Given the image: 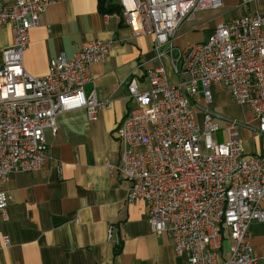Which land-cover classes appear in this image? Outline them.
Segmentation results:
<instances>
[{
    "label": "built area",
    "instance_id": "obj_1",
    "mask_svg": "<svg viewBox=\"0 0 264 264\" xmlns=\"http://www.w3.org/2000/svg\"><path fill=\"white\" fill-rule=\"evenodd\" d=\"M118 2L133 36L154 37L158 62L146 71L147 89L140 90L136 78L128 81L132 106L116 130L120 164L114 170L129 185L127 202L144 203L150 233L167 235L175 255L187 264H258L248 228L264 221V153H246L241 130L252 128L214 113L209 104L213 88L226 89L234 104L249 107L255 131L264 136V15L218 23L205 41L179 48L173 39L181 24L198 12L218 9L221 0ZM50 4L0 2V26H9L12 38L0 66L3 218L12 201L4 189L8 178L45 166L46 134L56 135L57 115L83 108L93 121L109 106L84 88L92 80L91 66L107 60L113 38L86 41L70 59L60 54L49 61L44 76L25 71L30 32ZM164 58L175 83L166 76ZM113 234L110 226L108 240ZM9 246L0 235V250Z\"/></svg>",
    "mask_w": 264,
    "mask_h": 264
},
{
    "label": "crops",
    "instance_id": "obj_2",
    "mask_svg": "<svg viewBox=\"0 0 264 264\" xmlns=\"http://www.w3.org/2000/svg\"><path fill=\"white\" fill-rule=\"evenodd\" d=\"M50 1L40 26L30 32L23 54L25 71L44 76L49 61L60 54L70 59L86 41L113 38L107 60L91 66L92 80L84 88L86 95L94 92L98 102L108 101L109 106L99 109L93 121L83 108L58 114L56 135L46 134L45 166L8 178L4 189L12 201L4 218L0 216V235L10 246L0 250V264H187L185 257L175 255L167 235L150 233L144 203L127 202L129 185L114 170L120 164L116 130L132 106L126 85L136 78L139 89H147L146 71L158 65L154 37L132 35L118 0L108 3L120 13H101L99 0ZM255 14L264 15V0L248 5L221 0L218 9L185 20L173 44L182 48L203 42L218 23ZM11 42L10 27L0 26V66L2 50ZM162 64L169 82L175 83L168 59ZM209 108L236 121L245 112L254 121L249 107L234 104L222 87L212 89ZM251 124L252 131L241 130L244 149L248 154L264 153V136L255 131L256 122ZM261 206L264 209V201ZM110 226L114 234L108 240ZM248 239L257 263L264 264V221L249 226Z\"/></svg>",
    "mask_w": 264,
    "mask_h": 264
},
{
    "label": "trees",
    "instance_id": "obj_3",
    "mask_svg": "<svg viewBox=\"0 0 264 264\" xmlns=\"http://www.w3.org/2000/svg\"><path fill=\"white\" fill-rule=\"evenodd\" d=\"M109 0H99V10L101 13H120L119 7L108 3Z\"/></svg>",
    "mask_w": 264,
    "mask_h": 264
},
{
    "label": "rangeland",
    "instance_id": "obj_4",
    "mask_svg": "<svg viewBox=\"0 0 264 264\" xmlns=\"http://www.w3.org/2000/svg\"><path fill=\"white\" fill-rule=\"evenodd\" d=\"M244 113H245V112L239 113V116L236 117V118H237V120H238L239 122H241V123H245V124H248V126L251 127V126H252L251 123H253V122H255V121H251V119H250L249 117H245V116H244ZM225 245H226V243H225Z\"/></svg>",
    "mask_w": 264,
    "mask_h": 264
}]
</instances>
